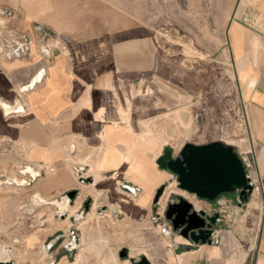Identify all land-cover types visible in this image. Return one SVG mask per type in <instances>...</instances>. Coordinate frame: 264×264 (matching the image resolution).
I'll return each instance as SVG.
<instances>
[{"label":"crops","instance_id":"1","mask_svg":"<svg viewBox=\"0 0 264 264\" xmlns=\"http://www.w3.org/2000/svg\"><path fill=\"white\" fill-rule=\"evenodd\" d=\"M143 29L128 26L122 37L104 42H63L46 58L34 53L0 65V99L24 109L5 114L0 107V140L53 164L48 179L31 189L59 209L54 217L82 220L73 259L60 255L55 264H132L141 257L149 264H264V0H233L222 44L232 74L233 108L244 118V158L251 165L253 191L245 202L237 193L212 202L198 199L158 167L164 148L176 156L189 143L182 140L193 136L188 117L194 113L207 120L202 134H211V108L205 104L209 80L202 78L195 88L191 69L151 67L163 57ZM39 71L33 87L19 92ZM226 92L221 88L222 97ZM182 112L186 126L179 130ZM0 183V228L29 221L31 183ZM70 192H75L71 198ZM178 196L195 210L220 214L210 244L195 245L172 231L163 214ZM65 197L69 210L60 213ZM59 225L64 228L65 220ZM0 246L10 253L0 262L38 264L29 263L28 229H0Z\"/></svg>","mask_w":264,"mask_h":264},{"label":"rangeland","instance_id":"2","mask_svg":"<svg viewBox=\"0 0 264 264\" xmlns=\"http://www.w3.org/2000/svg\"><path fill=\"white\" fill-rule=\"evenodd\" d=\"M232 5L233 0H0V65L34 53L46 58L64 43L120 38L128 26L146 28L143 30L163 57V61L151 62V67L172 64L178 70L191 69L195 88L202 78L209 80L205 104L211 108L207 118L211 134H202L207 120L194 113L193 118L188 117L193 136L182 143L219 141L231 146L242 161L245 149L238 141H246L244 118L239 108H233L236 100L232 74L225 65L222 49ZM223 87L227 91L225 97L220 94ZM181 104L179 108L185 107ZM178 122L179 130L186 126ZM38 161L27 155L22 145L0 140V181L18 177L31 183L29 221L14 220L0 229L29 230V263L55 264L60 255L70 261L79 249L82 220L70 222L67 215L54 217L59 209L46 205L47 200L31 189L36 182L48 179L50 170L55 169L53 164ZM26 166L39 170L40 176L34 179L21 174ZM72 176L76 179L75 171ZM61 219L65 220L64 228L59 225ZM58 228L63 230L57 231ZM55 249L58 252L52 255ZM9 256L7 248L0 246V261Z\"/></svg>","mask_w":264,"mask_h":264},{"label":"water","instance_id":"3","mask_svg":"<svg viewBox=\"0 0 264 264\" xmlns=\"http://www.w3.org/2000/svg\"><path fill=\"white\" fill-rule=\"evenodd\" d=\"M157 165L176 176L179 189L209 202L226 193H237L239 200L245 202L253 191V184L237 153L219 141L200 145L185 143L176 156L171 148L166 147L157 159ZM162 191L163 187L156 191L155 202ZM74 194L70 192L67 196L71 198ZM163 215L173 232L195 245L210 244L214 227L220 220L218 212L206 214L203 210H195L181 196L166 205ZM121 255L125 256V253ZM132 264L149 263L141 257Z\"/></svg>","mask_w":264,"mask_h":264},{"label":"bare ground","instance_id":"4","mask_svg":"<svg viewBox=\"0 0 264 264\" xmlns=\"http://www.w3.org/2000/svg\"><path fill=\"white\" fill-rule=\"evenodd\" d=\"M42 76V72H37L33 77H32V79H31V81H30V84L29 85H27V86H20L19 87V92H25V91H27L30 87L32 88L33 87V85L35 84V82L36 81H38L39 79H40V77ZM146 89V88H145ZM143 100V99H142ZM145 100V99H144ZM143 100V101H144ZM148 100V99H147ZM130 101V100H129ZM0 107H1V109H2V111L5 113V114H9V113H11V112H20V111H23L24 109L22 108V106L19 104V103H17V105L16 106H12V105H10L9 103H7V102H4V101H2V100H0ZM137 110V109H136ZM183 113L184 112H182V118H184V115H183ZM132 114V113H131ZM185 114V113H184ZM131 116V115H130ZM188 117V116H187ZM182 118H181V120H182ZM185 119V118H184ZM183 119V120H184ZM182 120V122L185 124V122ZM186 120V119H185ZM132 121V120H131ZM130 124V123H129ZM131 124H133V123H131ZM183 125V124H182ZM141 127V126H140ZM132 128H134V126L132 127ZM142 128H144V127H142ZM141 128V129H142ZM185 128V127H184ZM167 129H169V128H167ZM131 130V129H130ZM145 130H147V129H145ZM144 131V130H143ZM142 131V132H143ZM167 131H169V130H167ZM166 131V132H167ZM143 134V133H142ZM146 134V133H145ZM168 134V133H167ZM133 135H134V133H133ZM132 136V135H131ZM238 143L241 145V147L244 149L245 147H244V140L243 139H240V141H238ZM20 173L21 174H27L28 175V177H31V178H37V177H39L40 176V172H39V170H37V169H33L31 166H26L24 169H22L21 171H20ZM8 181H10V182H14V183H24L25 182V180L23 179V178H18V177H13V178H11V179H8L6 182H8ZM1 182V181H0ZM0 184H2V183H0ZM13 184V183H12ZM23 187V186H22ZM94 187V186H93ZM167 192V191H166ZM255 194H256V191H255ZM79 195V194H78ZM167 197V196H166ZM164 199V198H163ZM68 202H69V200L67 199V197H65V199H64V204L63 205H60L59 203V205H60V212H62V211H64V210H67L68 211V209H66V208H68ZM89 212V211H88ZM91 212V211H90ZM97 215H98V213H97ZM101 215V214H100ZM88 227V226H87ZM118 229H119V227H118ZM84 233V232H83ZM85 238V237H84ZM119 239V238H118ZM121 241V240H120ZM91 242V241H90ZM111 251V250H110ZM78 255V254H77ZM116 255V254H115ZM116 256H114V258H115ZM116 259V258H115ZM109 262V261H108ZM111 262V261H110ZM104 263V262H103ZM116 263V262H115Z\"/></svg>","mask_w":264,"mask_h":264},{"label":"built area","instance_id":"5","mask_svg":"<svg viewBox=\"0 0 264 264\" xmlns=\"http://www.w3.org/2000/svg\"><path fill=\"white\" fill-rule=\"evenodd\" d=\"M242 163H243V165H244V168H245V171H246V175H247V170H249V168L251 167L250 162H249L248 159H246V158H242ZM77 175H78V176L80 175V174H79V170H77ZM247 176H248V175H247Z\"/></svg>","mask_w":264,"mask_h":264}]
</instances>
